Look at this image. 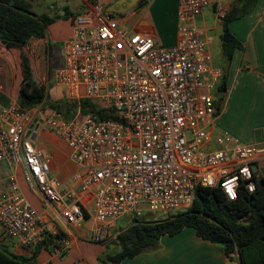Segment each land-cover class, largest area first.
I'll use <instances>...</instances> for the list:
<instances>
[{
    "label": "built area",
    "instance_id": "1",
    "mask_svg": "<svg viewBox=\"0 0 264 264\" xmlns=\"http://www.w3.org/2000/svg\"><path fill=\"white\" fill-rule=\"evenodd\" d=\"M211 1L180 0L178 39L170 47L127 30L93 1L71 15L63 64L52 73L76 111L67 117L43 103L30 110L16 101L0 106V162L20 165L29 189L47 201L70 200L62 210L69 225L91 217L92 242L111 239L114 222L126 214L139 218L146 210H185L198 186L218 187L230 201L240 187L255 190L259 176L252 165L264 160V143H240L216 126L222 71L212 63L196 23ZM79 115L83 119L77 123ZM38 128L59 137L82 168L72 179L82 190L94 188L90 210L75 192L61 193V182L49 177L50 159L33 143ZM0 229L28 248L47 234L60 235L51 248L57 255L70 244L64 234L48 229L13 175L0 193Z\"/></svg>",
    "mask_w": 264,
    "mask_h": 264
},
{
    "label": "crops",
    "instance_id": "2",
    "mask_svg": "<svg viewBox=\"0 0 264 264\" xmlns=\"http://www.w3.org/2000/svg\"><path fill=\"white\" fill-rule=\"evenodd\" d=\"M58 1L60 7L56 8L55 13L48 15L54 20L47 26L44 37L31 38L27 43L38 76L44 71L41 69L42 63L50 70L52 58L53 71L62 66V45L71 34V15L89 8L93 1L103 11L110 12L127 30L150 35L158 46H173L178 39L177 12L180 0H126L127 4H134L122 14L110 11L116 0H79L81 4L76 11L71 10L69 0ZM234 2L236 0H212L196 19L197 25L204 31L212 63L226 67V90L222 94L216 126L240 143L263 144L264 0H257L251 11L228 24L230 32L242 43L243 48L235 49L230 64L226 66L221 48V17L233 7ZM114 6L118 9V6ZM56 15L59 17L56 18ZM20 80L18 53L7 49L0 42V106H7L11 101L18 102ZM32 138L34 145L49 157V177L57 178L61 182L60 192H75L82 207L86 211L90 210L94 188L82 190L79 180L73 181L72 177L75 174L81 175L83 170L72 160L65 143L42 128H38ZM252 169L259 178H264V160L254 163ZM12 175L20 191L39 212L48 229L63 233L70 242L67 251L62 255L54 254L50 246L39 247L34 258L36 264H101L100 257L112 254L111 242L123 229L114 233L117 225L113 224L111 239L104 243L92 242L88 233L94 220L86 216L77 225L66 223L62 210L69 205L70 200L52 203L41 194L32 192L23 179V168L20 165L0 162V193L8 188V178ZM155 215L146 210L141 217L145 216V220L158 219ZM133 219L131 216L130 222ZM0 249L19 256H30L35 251L34 247L28 248L18 239L3 236L1 229ZM120 264H240V259L237 251L227 255L221 245L205 240L193 228L185 227L174 235H162L156 247L124 258Z\"/></svg>",
    "mask_w": 264,
    "mask_h": 264
},
{
    "label": "trees",
    "instance_id": "3",
    "mask_svg": "<svg viewBox=\"0 0 264 264\" xmlns=\"http://www.w3.org/2000/svg\"><path fill=\"white\" fill-rule=\"evenodd\" d=\"M256 2L236 0L221 17V48L226 66L230 64L235 49L243 48L230 32L228 24L251 11ZM31 6L30 0H0V42H5L7 49L19 55L21 80L17 101L22 109L32 108L45 99L47 87L38 76L27 43L31 38L44 37L47 26L54 20L44 13L35 14ZM220 69L222 74L218 91H225V65ZM84 105L90 103L85 101ZM60 106L51 105L61 110ZM185 227H191L198 236L221 245L227 255L237 251L240 264H264V178L255 179L253 192L240 187L236 200H228L218 187L198 186L191 205L181 212L160 220L135 217L114 238L120 245L119 251L105 254L99 262L120 264L124 258L156 247L162 235H174ZM59 238L60 235L47 234L42 242L34 246L35 251L30 256H19L0 249V264H36L34 258L37 249L42 246L53 248L55 240Z\"/></svg>",
    "mask_w": 264,
    "mask_h": 264
},
{
    "label": "rangeland",
    "instance_id": "4",
    "mask_svg": "<svg viewBox=\"0 0 264 264\" xmlns=\"http://www.w3.org/2000/svg\"><path fill=\"white\" fill-rule=\"evenodd\" d=\"M30 1L32 4V6H31L32 11L38 15L43 14V13L47 14V15H52L53 13L56 12V8L60 7V2L58 0H30ZM69 2H70L69 6H70L72 11H76V8H78L79 5L81 4L79 0H69ZM134 8L137 10L139 9L138 6H134ZM52 44L55 45L54 42ZM56 45H58V44H56ZM59 48H60V46H59ZM50 64H51L50 65L51 67H50V70H48L42 63L43 67L41 69L44 71H43V73L40 72V76H39L40 79L42 80V82L45 83V85L47 87V93H46L45 99L43 101L44 107L46 109H49L51 107V105H53V104L61 105L60 106L61 111H63V113L65 115L70 117L76 111V106L73 104H69L67 102L65 94L63 92V89L61 87H58L57 85H55L53 83V81H52V73H53V67H54L53 58H52ZM80 91H81V94H83L84 88L80 87ZM82 119H83V117L81 115H79V117L77 119V123H80L82 121ZM23 179H24V177H23ZM181 211L182 210H177L175 213H178ZM169 215H171V212L156 213L155 217H157L160 220V219L167 218ZM131 216L132 215H130V214H126V215L120 217L119 219H117L114 222V224H116L117 227L115 228V230L113 232L116 233L117 231L124 229V227L126 228L127 225H129L131 223L130 222ZM139 218L142 220V219H145V216H142ZM111 243H112L111 253L113 254L116 251H119L120 245L116 242V240L113 239Z\"/></svg>",
    "mask_w": 264,
    "mask_h": 264
},
{
    "label": "water",
    "instance_id": "5",
    "mask_svg": "<svg viewBox=\"0 0 264 264\" xmlns=\"http://www.w3.org/2000/svg\"><path fill=\"white\" fill-rule=\"evenodd\" d=\"M134 4V2L129 5L126 3V0H116L114 5L118 6V9L115 8V6L113 5L112 6V9L110 11H113V12H118V13H124L125 11H127L128 8H130L132 5ZM2 44H5V42H1ZM224 91H219V96H218V99H217V108L219 107L220 105V102H221V99H222V94H223Z\"/></svg>",
    "mask_w": 264,
    "mask_h": 264
}]
</instances>
